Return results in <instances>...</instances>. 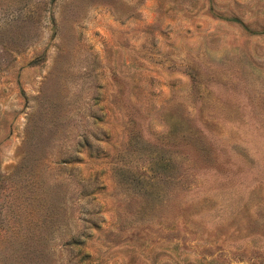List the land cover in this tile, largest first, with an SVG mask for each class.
I'll return each mask as SVG.
<instances>
[{
    "label": "rangeland",
    "instance_id": "374dc122",
    "mask_svg": "<svg viewBox=\"0 0 264 264\" xmlns=\"http://www.w3.org/2000/svg\"><path fill=\"white\" fill-rule=\"evenodd\" d=\"M0 264H264V0H0Z\"/></svg>",
    "mask_w": 264,
    "mask_h": 264
}]
</instances>
